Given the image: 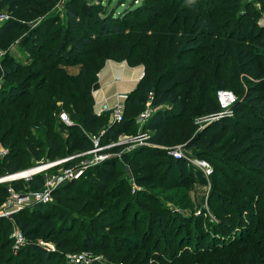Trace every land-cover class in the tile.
Instances as JSON below:
<instances>
[{
    "label": "trees",
    "instance_id": "obj_1",
    "mask_svg": "<svg viewBox=\"0 0 264 264\" xmlns=\"http://www.w3.org/2000/svg\"><path fill=\"white\" fill-rule=\"evenodd\" d=\"M192 1L141 0L140 5L118 13L112 8L101 17L90 12L97 16L96 23L90 15H85L84 9L70 6L68 29L52 16L46 17L34 29L38 37L32 33L22 40L33 58L30 64L13 61L9 54L0 57V72L6 80L0 89V176L19 172L34 163L35 166L86 151L93 146V135L107 143L116 141L121 133L131 131L151 92L154 108L144 123V128L151 132L150 146L122 152L121 157L108 156L89 166L80 178L57 187L50 201L24 205L12 219L0 216V264H57L58 256L84 250L103 251L110 254L112 264L119 262L117 258L123 264L134 249L130 240L138 238L142 230L139 220L143 212L148 214L149 236L155 237L153 227H159L160 240L164 235H174L175 227L170 224L173 221L180 224V220L170 213V224L155 226L156 210L142 205L145 202L161 208L154 201L157 197L152 189L170 190L190 182L193 173L188 171L187 161L176 159L163 149L184 141H188V148L194 147L211 161V150L219 144L231 156L240 158L235 160L233 177L227 164L214 162V188L209 200L212 209L221 214L219 219L209 222L210 228L201 232L198 217L193 216V225H186L184 230L194 233V246L181 253L186 241L179 234L178 240L163 242L160 259L164 264H264V25L257 23L264 14V0H207L191 5ZM55 2L0 0V7L10 14L0 24V48L7 38L25 28V22L47 14ZM220 7L224 9L219 15ZM241 7L244 10L238 15ZM78 26H85L87 35L72 31ZM93 34L96 36L92 37ZM104 50L111 51L118 60L144 65L137 87L125 99L120 121H109L111 111L101 114L94 111L93 89L98 86V72L105 64L104 56L99 54ZM96 51L99 53L93 55ZM175 52L179 57L173 64L179 68L177 75L165 62ZM215 54L229 57L238 75L256 81L248 86L243 99L236 100L234 107L240 108L236 117L220 119L214 132L203 136L194 133V116L212 115L222 109L212 83L206 87L200 81L211 73L210 60L202 63L204 57ZM75 56L80 57V70L70 75L61 66L73 62ZM90 57L97 60L95 71L86 63ZM91 83L94 85L90 86ZM227 87V82L220 83L219 88ZM61 112L68 113L74 121L66 123ZM249 112H257L254 115L257 123L246 122ZM62 128L67 131L65 136ZM122 147L116 144L111 150L120 152ZM75 158L53 170L75 164ZM117 161L126 162L133 171L138 186L134 191L129 180L117 176ZM219 164L223 167L219 168ZM173 172L181 179H173L170 176ZM114 176L117 179L110 184ZM45 177L42 172L30 178L10 180L9 184L0 182V203L4 199L3 191L8 195L10 187L20 192L41 189ZM55 196L80 213L96 208L104 212L99 216L104 214L103 218L110 219L104 221L95 214L90 223L82 222L84 229H75L79 221L66 207L55 209ZM106 198L111 201L104 205ZM121 204H125L123 208ZM129 208L133 211L130 218L126 213ZM118 210L121 217L115 225L113 212ZM13 220L27 239L16 251L10 247L9 237V224ZM123 228H133L130 234L135 233L134 229L137 233L128 239L116 235ZM49 239L56 243L55 250L41 242ZM140 246L137 249L151 247L149 242ZM137 262L144 260H131V264ZM93 264L107 263L94 261Z\"/></svg>",
    "mask_w": 264,
    "mask_h": 264
},
{
    "label": "rangeland",
    "instance_id": "obj_2",
    "mask_svg": "<svg viewBox=\"0 0 264 264\" xmlns=\"http://www.w3.org/2000/svg\"><path fill=\"white\" fill-rule=\"evenodd\" d=\"M198 1H201L202 3H206L207 0H194L191 2V5H196L195 3ZM101 3L103 4L102 7H101ZM140 4H141V0H56L54 6L47 14L41 15L37 18L31 19L30 21L25 22L26 23L25 28L21 32L15 35H11L10 38H7L5 40V42L3 43V46L0 48V57L4 56L5 54H9L12 57L13 61L19 62L21 64H26V65L30 64L33 61V58L31 57L30 53L27 51L28 45L22 42V40H26L27 35L32 34V33H33L32 34L33 37H38V33H35L34 29L46 17L52 16V19H56V21H58V23H60L61 26L68 29L69 24H68V18H67V12H68L67 8L70 6H75L79 10L84 9L85 15L86 16L90 15V17L93 18L94 23H96L97 16L94 14H90V12L97 13L101 17L107 12V10H111L110 8L114 9L113 11H116L118 13V12H122L123 10L131 7L132 5L137 6ZM220 8L221 9L219 10V15L221 14L224 7H220ZM243 10H244L243 7H241L240 10L238 11V15H241L239 13L243 12ZM2 11H6V8L0 7V12ZM181 15L183 17L185 13ZM238 17L239 16H236V18ZM257 23L258 25L259 24L264 25V14L260 16ZM72 31L74 33H81V34L83 33L87 35V30L85 26L73 27ZM94 36H96V34L92 35V37ZM98 53L99 52L96 51L93 53V55H97ZM99 54L104 56V61H103L104 63L107 60H117L120 62L123 61V60L116 59L112 55L111 51L109 50H104L103 52ZM178 58L179 57L177 56V53L175 52L173 54H170L168 58L165 60V62L168 65L169 70H171V72L173 71L176 75L179 74L180 71H179L178 66L173 65V64L177 63L176 60ZM79 60H80V57L75 56V58L73 59V62L67 65H62L61 69H63L70 75H75L80 70L81 64L79 63ZM124 60L129 62L127 59H124ZM207 60H210L208 61V64L211 65V73L209 74V76H207L208 78L202 77L200 81L204 85H206V87L212 83L211 87L215 91L214 93H216L219 89H222V88H219L221 82H227L229 84V87H227L226 89L231 90L234 93L236 98L232 106H230L229 109L227 108L228 110L227 111L225 110V112H223L221 116L206 115V114L194 116V121H193V124L195 126L194 133L195 134L203 133V136H206L207 134L209 135L212 134V132H214V129L218 127V125L216 126V124L219 122L220 119L222 118L224 119L226 117L233 118V116L236 117V115L238 114V110L240 109V108L239 109L235 108L236 107L235 103L237 102L236 100L243 99L245 97L246 91L248 90V86L250 84H253V81H256V80H253L254 78L251 79V77H246L243 74L238 75L235 71L233 61L229 57L221 56L219 54H215L214 56L206 55L202 63H204ZM96 61L97 60H95L92 57L86 60V63L89 64L90 69L92 71L96 70V67H97ZM135 62L136 61H134V63ZM140 64L143 66V72H144V65L142 63ZM204 72L205 70H203L201 73L203 74ZM89 78L91 77L89 76ZM5 82L6 80L3 78V75L0 72V89L4 86ZM93 85L94 84L92 83L90 84V86H93ZM95 89L96 87L93 89V91ZM240 106L241 105H239V107ZM256 113L257 112H251V113L249 112L246 117L247 118L246 122L250 124L257 123V121L254 119V115H256ZM79 119L80 118L78 117L75 118L76 122L79 123ZM64 121L66 123H72L74 120H72L70 115L67 113V119H65ZM109 121L110 122L113 121L112 117L110 116H109ZM61 131H62L63 136H65L67 133L66 129L62 128ZM140 132H145L147 134V137H142L140 135ZM150 134L151 132L147 131L144 128V125L136 121L131 131H126L119 135L118 139L116 140L117 142L112 141V142L107 143L103 141L100 136L93 135L91 137L92 143H93L92 148H97L101 146H103V148L97 149L96 152L89 154V155H78L75 158V164L76 163L79 164L82 161H86L88 163L91 162L92 157L96 156L94 155L95 153L102 154V155L108 154L109 157L110 156L121 157L122 152H125V153L131 152V151H135V149H138L140 147L150 146L149 145L150 143L149 135ZM116 144L123 145L122 150L120 152H113L111 150V147ZM187 145H188V141H184L181 143H175L171 146H165L163 149H166L167 153L169 155H172L174 158L185 159L187 161L186 167L189 169L188 170L189 172L193 173V174H190V178H189L191 179L190 182L186 184L187 186H182L181 184H179L181 187H176L177 189L176 188H170V190H167L165 188L152 189L154 191L153 193H155L157 197L156 199H154V201H157V203H159L162 206L161 208H158L151 203H145V202L143 203L144 205H142V206L147 207L149 210H156L157 214L152 212L153 218L157 220V224L155 226H158L161 223L170 224L171 222H169V216H168V214L170 213L172 214V215L170 214L171 217L175 216L177 220L181 221V223L174 224L175 222L173 221L170 225H173V227H175V231H176L175 234L174 235H164L160 240L161 234H160L159 227H153V231H155L154 233H156L154 235L155 237H152V234L149 236L148 234L149 233V230H148L149 222H147L149 221L147 220L148 214H146V212L141 213L139 222H141L142 230L141 232H138L140 233L138 238L130 240V241H133L134 243V244H130L131 247H133L134 249L130 250V253H129L130 255L127 260H124L125 262H123V264L124 263L131 264V260L135 258H138L139 261L144 260L143 263L137 262L136 264H139V263L140 264H164V262L160 259V255L163 252L161 249L163 248V242L165 241L169 242V240H178L180 238L179 237V234H180L181 235L180 239H185L184 241H186L183 247L181 248V251H180L181 253H184L185 249H187L188 247L192 248L194 246V242H195L194 233L192 232V234H188L184 230L186 228V225L190 223H191L190 224L191 226L193 225V221H192L193 216L198 217L196 218V221H198L197 223L199 225L201 224V226H199L201 227L199 229V231L201 230V232H205L206 230H208L210 228L208 227L209 222H212V221L216 222L219 219V216H221V214L217 213L216 209L215 210L212 209V207L210 206V200H209L211 191L214 188L213 187V175H214V169L216 168V164L214 162L223 161L225 164H227L229 169H231L230 175L231 177H233L234 175H236V172L232 169L235 168V165H234L236 164L235 160L238 157L240 158V156H236V155L231 156L232 154L228 150H225L223 145L219 144L215 149L211 150V153H210V157L212 159L211 161L205 156H202L201 154H199V152H196L194 150L195 149L194 147L188 148ZM176 149L179 152V155L177 156L173 152ZM163 158L167 159V156ZM169 159L170 157H168L167 163L170 164L171 162L169 161ZM202 161L208 163L211 169V172L207 171V168L206 166L203 165L204 162ZM116 163H117V171H116L117 176L120 175L121 178H126L127 180H129V182L132 185V190L137 188L138 186L134 179L133 171L130 169L129 165H127L126 162H121V161H117ZM34 164L32 166L31 165L28 166V168L21 170V171L22 172L27 171L35 167L36 165L34 166ZM169 164L167 165V167L169 166ZM218 167L220 168L223 166L219 164ZM161 169L162 168H160V170ZM5 175H9V174H5ZM5 175H2V176H5ZM117 176H114L111 178L110 184L114 180L117 179ZM170 176H172L173 179H181L179 174L177 173L174 174V172ZM8 181L3 182V184L4 183L9 184ZM81 183H84V182H81ZM75 185L77 186L78 184L76 183ZM14 188L16 189V187ZM22 188H25V187H22ZM0 189L2 188L0 187ZM1 197H3L4 199L2 201V204L0 203L1 205L0 209L5 205L6 201L9 198V194L7 195L5 191H3ZM108 201L110 202L111 200H109V198H106V200L104 201L105 202L104 205H106ZM53 203L55 204V209H58V207L60 206H64L68 210H71L73 216L77 219V221H79L77 224V228L75 229H79V228L84 229L82 222L90 223L91 220L93 219L92 215H95V214H96L95 215L96 218L99 217L101 219H104V221L105 220L107 221L108 219H110L109 217H107L106 219L103 218L104 214L102 216H99L101 213H104V212L103 211L100 212V209H96V208H92L91 211L85 214L80 213L78 209L66 203L60 197H56V196L53 197ZM96 203L97 204L100 203V200H97ZM124 205L125 204H121L122 208ZM229 206H231V204H229ZM148 209L147 211H149ZM113 213L116 214L114 215L116 216V218L113 219V221H115L114 224L116 225L119 222V219L121 217L120 216L121 210H118ZM126 213H127L128 218H130L133 215V211L130 208L127 209ZM18 230L20 229L13 220L9 224V231H10L9 237H11V242H12L10 247L12 246L13 248H15L14 246L16 244V237L14 236V233ZM132 231H133V228H127V229L123 228L119 230L116 235L123 236L124 238L128 239L129 237H132L134 236V234L137 233L134 229L135 233L130 234ZM127 234H130V235L127 236ZM24 239L27 242V239L25 238V236H24ZM154 241H156L155 246H152L154 244ZM41 242L47 245L50 249H54V250L56 249V243L51 239L42 240ZM147 242L150 243L151 247H148L147 249L144 247H141L143 243H147ZM137 245H141L140 246L141 248L137 249ZM109 255H106V253L103 251L97 252L93 250H84L80 253L79 252L78 253H65L63 256H58L60 259L57 260V264H71V263L93 264L94 261H102V263L112 264V260L110 259ZM165 255L168 256L167 254ZM116 260L119 261L117 264H122V261L120 260V258H117Z\"/></svg>",
    "mask_w": 264,
    "mask_h": 264
},
{
    "label": "built area",
    "instance_id": "obj_3",
    "mask_svg": "<svg viewBox=\"0 0 264 264\" xmlns=\"http://www.w3.org/2000/svg\"><path fill=\"white\" fill-rule=\"evenodd\" d=\"M247 1L256 2V0H247ZM8 18H10V14L7 11L0 12V24L5 20H7ZM152 95L153 93L151 92L147 99L145 108L136 117V121L138 123H141L142 125H144L145 121L151 116L154 110L152 106V97H153ZM217 97L222 109L218 113L212 115L221 116L223 112H225V110L227 111L229 107L232 106L236 97L234 93L229 89H219L217 91ZM107 110L111 111V117L113 121L122 120L125 110L124 97L122 95H119V100L113 106H108V104L104 102L102 104V107L99 109L97 113L101 114ZM61 117L65 120L67 119V114L65 112H62ZM140 135L142 137H147V134L145 132H140ZM102 148L103 146L97 148H90L86 151L74 153L65 156L63 158L55 159L52 161L41 162L35 167L27 170L26 171L27 173L20 171L13 173L14 175L9 174L0 177V182H2V181L13 180L16 178H21V177L30 178L32 175L42 172L46 176L44 186L41 189L20 192L10 187L9 198L6 201L5 205L0 209V216H6L12 219L14 213L17 210L21 209L24 205L30 204L32 202L50 201L52 199V193L57 187L61 186L62 184H64L69 180L80 178L90 165H95L99 163V161L108 157V154L102 155L95 153L94 155L96 156H93L92 161L89 163L86 161H82L79 164L76 163L70 166H61L55 171L53 170V168L57 165L63 164L68 160L74 159L78 155H89L96 152L97 149H102ZM1 152L4 153L5 151L2 150ZM173 152L176 156L179 155L177 149L174 150ZM203 165L206 166L208 172H211L208 163L204 162ZM14 236L16 237V244L14 246L15 247L14 249L16 251L18 247H20L22 244L25 243V239L21 230L16 231L14 233Z\"/></svg>",
    "mask_w": 264,
    "mask_h": 264
},
{
    "label": "crops",
    "instance_id": "obj_4",
    "mask_svg": "<svg viewBox=\"0 0 264 264\" xmlns=\"http://www.w3.org/2000/svg\"><path fill=\"white\" fill-rule=\"evenodd\" d=\"M143 73L141 64L107 60L98 72V86L93 91L94 111L97 113L104 102L113 106L119 100V95L124 97L125 104L127 95L137 87Z\"/></svg>",
    "mask_w": 264,
    "mask_h": 264
},
{
    "label": "bare ground",
    "instance_id": "obj_5",
    "mask_svg": "<svg viewBox=\"0 0 264 264\" xmlns=\"http://www.w3.org/2000/svg\"><path fill=\"white\" fill-rule=\"evenodd\" d=\"M24 173H27L26 171H23ZM12 175H14V174H12Z\"/></svg>",
    "mask_w": 264,
    "mask_h": 264
}]
</instances>
